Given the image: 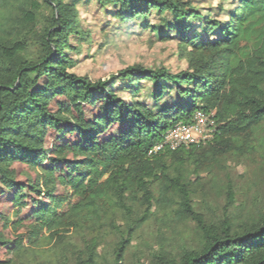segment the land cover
<instances>
[{
	"label": "trees",
	"instance_id": "obj_1",
	"mask_svg": "<svg viewBox=\"0 0 264 264\" xmlns=\"http://www.w3.org/2000/svg\"><path fill=\"white\" fill-rule=\"evenodd\" d=\"M96 1L126 25L145 28L154 16L171 15L167 32L158 30L178 41L187 69L78 76L70 54L78 51L73 37L85 41L77 3L0 0V264L43 238L95 224L110 203L125 207L137 194L150 209L173 202L202 235L198 248L159 252L149 264H264V212L208 225L191 206L185 175L192 168L199 178L264 123V0H219L226 21L184 0ZM146 84L152 105L140 100ZM198 111L215 113L213 141L150 155ZM130 238L117 244L112 264H125ZM98 257L93 243L76 264H98Z\"/></svg>",
	"mask_w": 264,
	"mask_h": 264
},
{
	"label": "rangeland",
	"instance_id": "obj_2",
	"mask_svg": "<svg viewBox=\"0 0 264 264\" xmlns=\"http://www.w3.org/2000/svg\"><path fill=\"white\" fill-rule=\"evenodd\" d=\"M184 1H190L206 16L226 21L218 10L219 0ZM65 2L77 3L78 30L85 39H72L78 50L70 52L76 60L72 71L76 75L97 81L131 66L164 68L171 73L187 69L178 41L161 39L158 30L162 27L167 32L165 25L173 22L171 15L154 16L144 28L142 21L122 24L113 18L114 8H102L96 0ZM150 90L151 85L146 84L140 100L152 105ZM120 96L126 97L122 92ZM237 146L239 150L204 168L199 178L192 174V168L186 169L191 206L208 225L218 227L226 220L245 223L264 212V123L250 136L241 137ZM152 190L158 198L159 187L154 185ZM166 205L150 209L142 195L127 196L125 207L110 203L95 224L61 239L43 238L28 245L13 256L12 264H76L88 257L93 243L97 244L98 264H112L117 244L130 235L125 264H149L159 252L178 256L183 250L198 248L202 235L197 223L176 215L178 206L173 202Z\"/></svg>",
	"mask_w": 264,
	"mask_h": 264
},
{
	"label": "built area",
	"instance_id": "obj_3",
	"mask_svg": "<svg viewBox=\"0 0 264 264\" xmlns=\"http://www.w3.org/2000/svg\"><path fill=\"white\" fill-rule=\"evenodd\" d=\"M218 127L215 113L206 114L198 111L190 124L180 123L170 129L163 142L156 145L150 155H156L166 149L176 151L206 145L213 141Z\"/></svg>",
	"mask_w": 264,
	"mask_h": 264
}]
</instances>
